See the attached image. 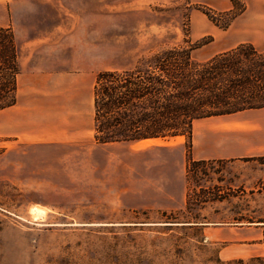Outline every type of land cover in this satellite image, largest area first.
Masks as SVG:
<instances>
[{
  "label": "rangeland",
  "instance_id": "rangeland-1",
  "mask_svg": "<svg viewBox=\"0 0 264 264\" xmlns=\"http://www.w3.org/2000/svg\"><path fill=\"white\" fill-rule=\"evenodd\" d=\"M247 1L108 0L110 62L124 55L127 70L178 45L198 61L260 45L246 28ZM187 146L185 137L100 145L0 136V264H264V227L229 223L264 221V158L214 161L188 177Z\"/></svg>",
  "mask_w": 264,
  "mask_h": 264
},
{
  "label": "crops",
  "instance_id": "crops-1",
  "mask_svg": "<svg viewBox=\"0 0 264 264\" xmlns=\"http://www.w3.org/2000/svg\"><path fill=\"white\" fill-rule=\"evenodd\" d=\"M1 3L2 27L13 30L19 48L20 75L16 105L0 112V136L32 144L94 137L96 74L125 69L124 55L110 62L108 0ZM246 4V12H255L246 28L264 39V0ZM250 42L264 51V40ZM192 157L227 162L264 157V109L196 121Z\"/></svg>",
  "mask_w": 264,
  "mask_h": 264
},
{
  "label": "trees",
  "instance_id": "trees-1",
  "mask_svg": "<svg viewBox=\"0 0 264 264\" xmlns=\"http://www.w3.org/2000/svg\"><path fill=\"white\" fill-rule=\"evenodd\" d=\"M194 49L178 45L141 59L132 69L100 72L93 86L94 142L108 145L185 137L188 177L214 162L193 159L194 123L264 109V51L242 43L198 61ZM19 56L13 30L0 27V112L17 103ZM229 223L264 221L240 217Z\"/></svg>",
  "mask_w": 264,
  "mask_h": 264
},
{
  "label": "bare ground",
  "instance_id": "bare-ground-1",
  "mask_svg": "<svg viewBox=\"0 0 264 264\" xmlns=\"http://www.w3.org/2000/svg\"><path fill=\"white\" fill-rule=\"evenodd\" d=\"M149 142V141H148Z\"/></svg>",
  "mask_w": 264,
  "mask_h": 264
}]
</instances>
